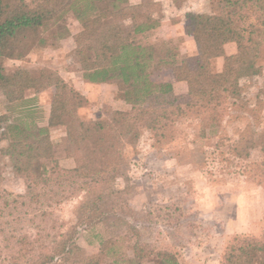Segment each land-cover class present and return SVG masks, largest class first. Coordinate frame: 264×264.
I'll list each match as a JSON object with an SVG mask.
<instances>
[{
    "label": "rangeland",
    "instance_id": "rangeland-1",
    "mask_svg": "<svg viewBox=\"0 0 264 264\" xmlns=\"http://www.w3.org/2000/svg\"><path fill=\"white\" fill-rule=\"evenodd\" d=\"M147 1L154 21H159L161 14L175 19L179 17L175 13L182 11L183 16V9L210 12L211 2ZM57 25L65 27L68 35L58 38ZM79 29L71 9L60 19L48 20L30 41L24 57L4 62L6 69L22 66L32 74L49 69L81 90L83 71L73 52ZM38 37L45 38L44 46L37 43ZM135 39L148 44L153 60L169 59L168 51L175 52L179 45L178 39L152 41L148 35ZM179 40L182 44L183 38ZM258 64L261 72L239 81L240 96L223 101L215 119L202 123L203 131L204 112L194 108L184 117L172 116L157 131L142 125L139 138L124 145L121 172L109 183L103 182L105 171L94 176L99 180L85 183L80 179L71 183L62 175L59 183L39 186L41 195L36 202L25 196L13 202V197L3 192L24 195L25 181L0 155V264H12L11 257L19 256L20 247L27 252L16 263H29L44 245L50 246L60 233L69 232L79 215L84 222L76 235L81 249L78 255L95 254L101 240L110 239L101 255L103 264H159L164 253L173 255L179 264H222L224 254L237 240H262L264 47ZM212 67L215 70V64ZM115 91L114 82L99 85L93 97L87 95L79 117L83 121L109 117L118 109ZM52 93V88L46 89L35 101L0 100V115L8 116L6 124L25 125L23 131L9 130L8 140L37 136V125L47 123ZM49 136L59 166L74 167V158L69 156L73 145L66 140L64 127L50 128ZM6 145L0 141V149ZM42 162L50 163L34 161ZM94 199L97 209L88 212L81 207ZM134 248L136 254L147 257H136Z\"/></svg>",
    "mask_w": 264,
    "mask_h": 264
},
{
    "label": "trees",
    "instance_id": "trees-1",
    "mask_svg": "<svg viewBox=\"0 0 264 264\" xmlns=\"http://www.w3.org/2000/svg\"><path fill=\"white\" fill-rule=\"evenodd\" d=\"M148 4L147 0L135 5L127 0H0V95L10 103L27 98L35 101L38 93L53 90L47 123L44 127L37 125L33 139L8 140L9 130L23 131L25 125L6 124L8 116L0 115V141L7 142L0 155L25 181L24 195L3 192L11 195L13 202L24 196L36 202L41 195L39 186L59 183L62 175L71 183L77 179L85 183L99 180L94 176L105 171L103 182L109 183L121 172L124 145L139 138L142 125L157 131L172 116L184 117L194 108L204 112L203 131L202 123L215 119L223 101L240 96L239 81L261 72L258 59L264 47V0H211L210 12H185L184 32L193 38L196 52L179 58L176 50L168 51L169 59L165 60H153L148 44L141 45L135 39L157 24ZM70 9L80 25L73 52L83 77L91 83L114 82L116 87L112 94L118 109L105 119L83 121L78 110L87 103V96L58 73L42 69L32 74L22 66L8 71L4 65L6 60L24 57L39 29ZM57 27L58 38L68 35L65 27ZM37 39L40 46L46 44L44 37ZM231 42L235 52L227 54L224 47ZM217 57L222 58V66L214 70L212 62ZM175 82L185 83L184 92H175ZM59 126L64 127L66 140L73 145L69 156L75 166L70 169L59 166L50 140V128ZM36 160L50 163L35 164ZM95 203L96 199L81 207L90 212L98 208ZM80 218L69 232L60 233L50 246L44 245L27 264H103L101 255L110 239L101 240L97 253L78 255L81 249L76 235L84 222ZM26 252L20 247L19 256L11 257L12 264ZM134 255L147 257L136 254L135 248ZM159 264L179 263L173 255L164 253ZM222 264H264V235L262 240H237L224 254Z\"/></svg>",
    "mask_w": 264,
    "mask_h": 264
},
{
    "label": "crops",
    "instance_id": "crops-1",
    "mask_svg": "<svg viewBox=\"0 0 264 264\" xmlns=\"http://www.w3.org/2000/svg\"><path fill=\"white\" fill-rule=\"evenodd\" d=\"M143 1L144 0H127V3L129 5H135ZM176 8H178V6H176ZM187 11H195V10H190V9L184 10L183 9V14ZM181 12L182 11H180V13H175L179 15V17L175 19L174 18L170 19L168 17L166 18L161 14L158 18L159 21H157L156 26L146 33V35H148V38L152 41L178 39L179 45L176 48V51L179 54V58L184 55L194 54L196 52V47H195L193 38L184 32V26L186 24V20L184 16H181L182 14ZM180 37L183 38L182 44H180V40H179ZM224 48L227 54H231L235 52V44L233 42L225 44ZM212 63H213L212 65L215 64V70H219L222 66V58L217 57L216 59L213 60ZM80 77L82 79L81 80V90L80 89H77V90L85 94L86 96L88 95V96L93 97L94 92L97 91V88L99 87V85L106 84V82H101V83L86 82L82 75ZM173 87H174L175 92L177 93L179 92L182 93L186 89V85L184 82H175L173 84ZM42 92L38 93L37 96H39ZM29 96H32V94H30ZM0 100H3L5 103H10L9 101L6 100V98L3 95H0Z\"/></svg>",
    "mask_w": 264,
    "mask_h": 264
}]
</instances>
